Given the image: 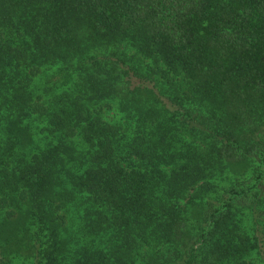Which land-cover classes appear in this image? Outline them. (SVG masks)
<instances>
[{
    "label": "trees",
    "instance_id": "1",
    "mask_svg": "<svg viewBox=\"0 0 264 264\" xmlns=\"http://www.w3.org/2000/svg\"><path fill=\"white\" fill-rule=\"evenodd\" d=\"M0 264H264V0H0Z\"/></svg>",
    "mask_w": 264,
    "mask_h": 264
}]
</instances>
